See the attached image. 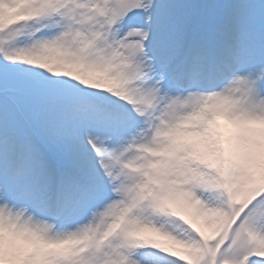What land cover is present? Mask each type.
Masks as SVG:
<instances>
[{
    "label": "snow or ice",
    "instance_id": "snow-or-ice-1",
    "mask_svg": "<svg viewBox=\"0 0 264 264\" xmlns=\"http://www.w3.org/2000/svg\"><path fill=\"white\" fill-rule=\"evenodd\" d=\"M0 264H264V0H0Z\"/></svg>",
    "mask_w": 264,
    "mask_h": 264
}]
</instances>
